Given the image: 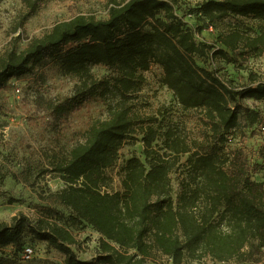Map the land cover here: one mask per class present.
I'll list each match as a JSON object with an SVG mask.
<instances>
[{
    "label": "trees",
    "instance_id": "1",
    "mask_svg": "<svg viewBox=\"0 0 264 264\" xmlns=\"http://www.w3.org/2000/svg\"><path fill=\"white\" fill-rule=\"evenodd\" d=\"M41 1L23 0L29 16ZM180 1L109 0L107 18L77 16L56 24L22 52L0 56V91L12 79L34 74L44 61L59 60L78 85L73 96L53 106L58 119L91 98L110 99L109 117L94 123L83 143L46 153L40 173L61 179L65 187L40 194L46 205L37 206L35 220L23 213L10 222L0 220V250L12 246L18 252L30 235L63 254L64 264H148L157 255L173 264L204 255L256 263L264 255V183L252 177L262 166L252 165L243 147L232 156L224 152L241 118L261 133L264 108L244 102L264 104V76L254 71L239 86L199 65L230 62L231 53L264 56V0H204L196 13L207 28L230 15L261 22L255 36L233 27L215 44L197 40L202 28L193 30L177 14ZM153 64L163 68V83L181 107L195 111L199 140L191 142L178 129H165L159 118L135 111L143 73ZM91 65L112 72L97 79ZM136 133L144 136L145 160L132 157L114 173L119 151ZM185 155L190 180L182 182L175 200L171 176ZM258 156L264 159V144ZM30 178L24 183L33 186ZM4 180L0 172V185ZM84 223L100 235L98 255L90 259L76 252L79 242L69 229ZM0 264L18 261L0 256Z\"/></svg>",
    "mask_w": 264,
    "mask_h": 264
},
{
    "label": "rangeland",
    "instance_id": "2",
    "mask_svg": "<svg viewBox=\"0 0 264 264\" xmlns=\"http://www.w3.org/2000/svg\"><path fill=\"white\" fill-rule=\"evenodd\" d=\"M204 0H181L177 14L184 19L196 34L198 41L209 44L217 43L220 33L238 27L245 34H259L260 21L252 17L230 15L217 23L211 32L197 15V10ZM109 0H42L35 14L29 16L28 8L23 0H0V56L6 51L22 52L34 39L48 34L61 22L69 21L77 16H91L105 19L108 16ZM200 28V29H201ZM145 30H149L146 28ZM245 51V49H242ZM231 61L216 60L214 63L199 65L209 70L219 71L224 78L235 84H247L248 76L258 72L264 76V56H247L242 58L231 53ZM91 71L97 79H103L112 71L99 65H91ZM145 82L136 94L135 111L143 117H157L162 120L165 129L173 127L187 136L189 141L200 139L199 124L195 111H185L163 83L164 70L153 64L149 71L143 73ZM78 82L68 77L58 59H48L36 68L34 74L12 79L8 88L0 91V172L5 180L0 185V220L10 222L18 214H25L32 220L38 217L39 205H46L40 194L57 192L65 187L59 178L43 176L40 171L46 167V153L54 149H70L85 141L88 129L96 122L106 120L109 115L107 104L110 99L94 97L75 111L58 119L52 112L54 105L62 103L67 97L74 95ZM250 107L264 108L263 103L246 100ZM142 133H136L119 151L118 173L132 157L145 160V144ZM162 146L161 142H158ZM264 144V135L258 132L257 126L250 125L243 118L240 126L230 138L224 152L232 156L241 147L250 154L254 168L253 180L264 183V159L258 151ZM187 155L181 157L176 172L172 174L173 198L176 200L180 185L190 180V173L184 167ZM30 175L33 186L24 183V177ZM117 189V182L113 186ZM69 215V211L56 207ZM79 242L76 252L83 259L96 257L99 252L100 235L89 225L80 224L69 227ZM26 246L37 248V255L29 261L21 259ZM0 256L10 257L18 264H64L65 256L46 242L34 241L30 235L23 240V248L18 252L10 246L0 250ZM259 261L239 262L236 260L219 262L210 256L193 260L187 258L184 264H264V255L260 253ZM148 264H173L172 260L157 255Z\"/></svg>",
    "mask_w": 264,
    "mask_h": 264
},
{
    "label": "built area",
    "instance_id": "3",
    "mask_svg": "<svg viewBox=\"0 0 264 264\" xmlns=\"http://www.w3.org/2000/svg\"><path fill=\"white\" fill-rule=\"evenodd\" d=\"M208 29L211 32L214 31L213 26L208 27ZM261 134L264 135V126L261 127ZM36 255H37V248L33 247V246H27V247H25V250L22 254V260H24V261L32 260Z\"/></svg>",
    "mask_w": 264,
    "mask_h": 264
}]
</instances>
